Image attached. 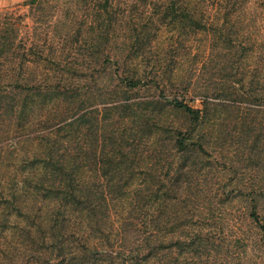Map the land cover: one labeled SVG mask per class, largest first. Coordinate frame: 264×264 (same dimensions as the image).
Instances as JSON below:
<instances>
[{"label":"trees","instance_id":"trees-1","mask_svg":"<svg viewBox=\"0 0 264 264\" xmlns=\"http://www.w3.org/2000/svg\"><path fill=\"white\" fill-rule=\"evenodd\" d=\"M48 1L26 3L41 12ZM63 2L31 42L19 36L23 25L11 22L12 13L0 20V232L20 229L9 246L0 242V252L14 250L12 264L22 253L30 255L26 264H220L228 235L220 224L206 231L209 211L217 221L227 200L245 198L259 225L257 195L264 192L216 182L206 193L187 166L221 163L212 152L232 135L226 125L217 128L223 111L242 119L264 111V1ZM165 28L176 29L166 46ZM204 36L237 61L234 74L221 75L213 88L199 79L214 54L192 52ZM81 41L86 46L77 50ZM186 55L190 74L182 78L176 72ZM141 87L160 95L129 99ZM196 99L201 106L191 103ZM159 105L186 123L158 130L153 148L157 130L149 120ZM126 117L132 125L121 132L115 125ZM137 173L143 177L130 191Z\"/></svg>","mask_w":264,"mask_h":264},{"label":"rangeland","instance_id":"rangeland-1","mask_svg":"<svg viewBox=\"0 0 264 264\" xmlns=\"http://www.w3.org/2000/svg\"><path fill=\"white\" fill-rule=\"evenodd\" d=\"M63 2L64 0H59V2ZM87 4V0H80ZM260 2L264 0H252L253 5L256 6ZM29 0L15 1V2H1L0 3V20H4L7 16L6 13H12L9 16L12 17L11 22L16 26H21V32H19V36L22 34L28 35L30 42L33 38L37 37V34L40 32V29L50 28L48 26L51 25L56 20L55 5L57 4V0H49L45 3L44 11H38L36 7L31 4H27ZM64 3V2H63ZM82 3L83 6L85 4ZM65 7H67L65 5ZM260 7V8H259ZM257 10H262V7L259 5ZM264 9V8H263ZM36 12V15H34ZM44 15H43V14ZM40 16L39 19L38 17ZM51 20V21H47ZM40 26V27H39ZM42 26V27H41ZM261 28H264V23H260ZM161 32V44L167 45L170 36L172 33L176 32V29L165 28L162 29ZM23 32V33H22ZM264 35V33H263ZM196 40L195 46L192 49V52L195 53L197 50L200 52V48L202 50L206 49V54L211 53L214 54L213 61H209L206 65L204 74L202 78L199 80L201 84H204V88H213L215 85V81L219 80L222 76H226L228 74H234L235 72V59L229 62L228 55L225 50L217 51L213 50L211 44L205 38ZM36 41V40H34ZM202 42V43H201ZM82 45V46H81ZM224 46V44H222ZM86 43L82 41L78 43L77 50L79 48H84ZM231 55V53H230ZM186 55L182 58L183 64L178 66L177 75L182 78L188 77L189 67L191 66V61L189 60V56ZM192 57V54L190 55ZM235 62V63H234ZM247 64V72L250 70V73L254 72L255 65L257 63V56L255 52L253 54H249L248 59L246 60ZM221 63V65H219ZM219 65V68H218ZM218 69V70H217ZM126 71L124 68L121 69V72ZM233 78V77H232ZM236 79V78H235ZM122 87V86H120ZM160 95V90L156 87H153L152 90H148V87H141L137 89H133L130 93H128L129 99L139 100L147 99L150 100L152 97L158 98ZM172 96V95H170ZM192 104L196 106L202 105L201 99H196L195 101H191ZM142 106H144L142 104ZM246 109L245 111H247ZM133 111L140 114L142 112L140 108H134ZM221 120L218 121V126L225 134L232 130V135H230L226 140L228 142L223 144H217L218 149L214 152L209 149L216 158L218 157L221 160V163H216V166H212L209 163L208 159H205L203 162H200L205 167L202 170L199 168L193 169L192 164L187 166L188 177L193 180L198 179L200 185H198L201 189H204L206 193H212L209 189L210 187H216V182L220 183V186H224V188L230 190L231 188L243 186L245 190L247 188H260L264 192V111L257 113L256 111H252L250 113H244L245 119L242 118H234L231 115H228V112L223 111L221 115ZM115 120V119H114ZM150 122L156 123L152 127L156 129V132H151L154 134L151 138V142L149 146L153 148L157 144V134L166 126L170 128L173 125H181L185 124L186 121L181 116L180 113L174 111V109H170L168 106L159 105L155 106L154 112L151 116ZM217 122V121H216ZM213 122L209 123L212 124ZM209 124H206V129L208 132H211V128ZM132 125V122L128 117L125 120H119L115 126H119L121 132L126 128H129ZM221 125H226L221 128ZM185 126H188L186 124ZM246 126L250 127L246 128ZM202 126H199L198 129H201ZM159 130V131H158ZM249 131V132H247ZM240 136V141H232L233 135ZM222 137H225L222 136ZM234 140V139H233ZM145 143L143 144V146ZM191 161V160H190ZM151 163L153 161H150ZM150 164V163H149ZM143 174L137 173L134 178V181L130 185V191L137 188V182L141 180ZM240 185H239V184ZM258 198V210L260 213L261 222L258 225L255 222H252L248 217V210L250 201L241 200L245 198L236 199L234 202L231 200H227L224 206L225 214L223 218L219 217L217 213V221L210 218L211 211H209L207 215V219L205 220L206 231L211 230L210 226L220 224L222 228H224L225 235L227 241L223 246V249L219 251V263L220 264H264V227H260V225H264V195H257ZM204 212L207 211V199L201 198ZM206 203V204H205ZM206 206V207H205ZM192 208L197 211L199 209V202L196 201ZM13 219L15 217L13 216ZM9 226H12L11 223ZM20 229L18 226L13 228L8 227V229L1 233L0 232V242H2V246H9L10 241L17 239L20 237ZM7 235V237H5ZM239 240L241 243L245 244L244 246L236 241ZM0 256L3 258L5 264H12L14 259V250H7L5 252H0ZM30 256L28 253H22L20 257V264H26L27 257Z\"/></svg>","mask_w":264,"mask_h":264},{"label":"crops","instance_id":"crops-1","mask_svg":"<svg viewBox=\"0 0 264 264\" xmlns=\"http://www.w3.org/2000/svg\"><path fill=\"white\" fill-rule=\"evenodd\" d=\"M15 1H22V0H0V3L1 2H15Z\"/></svg>","mask_w":264,"mask_h":264}]
</instances>
